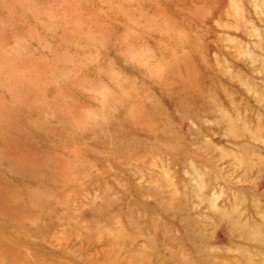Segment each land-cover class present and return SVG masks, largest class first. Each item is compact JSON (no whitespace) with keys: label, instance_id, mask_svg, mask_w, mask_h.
Wrapping results in <instances>:
<instances>
[{"label":"rangeland","instance_id":"374dc122","mask_svg":"<svg viewBox=\"0 0 264 264\" xmlns=\"http://www.w3.org/2000/svg\"><path fill=\"white\" fill-rule=\"evenodd\" d=\"M0 264H264V0H0Z\"/></svg>","mask_w":264,"mask_h":264}]
</instances>
